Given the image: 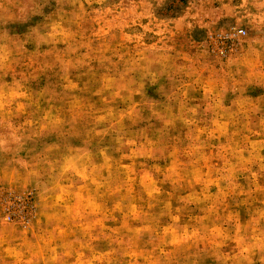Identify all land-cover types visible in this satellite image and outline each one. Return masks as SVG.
Listing matches in <instances>:
<instances>
[{"label": "rangeland", "instance_id": "1", "mask_svg": "<svg viewBox=\"0 0 264 264\" xmlns=\"http://www.w3.org/2000/svg\"><path fill=\"white\" fill-rule=\"evenodd\" d=\"M0 264H264V0H0Z\"/></svg>", "mask_w": 264, "mask_h": 264}, {"label": "trees", "instance_id": "2", "mask_svg": "<svg viewBox=\"0 0 264 264\" xmlns=\"http://www.w3.org/2000/svg\"><path fill=\"white\" fill-rule=\"evenodd\" d=\"M27 205H28V203L26 204V203L23 202L24 209H26Z\"/></svg>", "mask_w": 264, "mask_h": 264}]
</instances>
